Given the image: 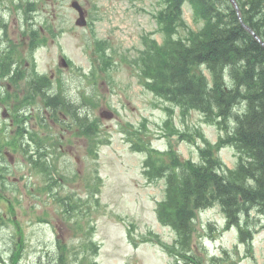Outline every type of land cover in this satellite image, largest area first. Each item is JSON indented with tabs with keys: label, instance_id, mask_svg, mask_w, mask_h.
I'll use <instances>...</instances> for the list:
<instances>
[{
	"label": "rangeland",
	"instance_id": "374dc122",
	"mask_svg": "<svg viewBox=\"0 0 264 264\" xmlns=\"http://www.w3.org/2000/svg\"><path fill=\"white\" fill-rule=\"evenodd\" d=\"M79 1L86 10L90 23L85 29L75 26L78 15L71 9L70 0H0V21L4 20L10 26L11 34L14 29L12 38L20 41V34L24 31L23 8L30 11L36 9L33 15L40 26L43 18L54 11L58 16L56 25L59 26L57 32L59 31L60 35L55 40L48 38L46 46L37 51L35 69L38 73H46L52 77L57 88L62 80L64 89L71 88L78 93L79 98L82 92L91 95L94 87L90 79L81 78L76 70L79 68L82 72L84 70L88 73L93 69L94 55L90 38L93 36V40L96 38L106 40L117 53L116 63L110 75L113 82L110 83V78L105 76L104 72L98 73L99 92L96 100L98 108L93 110L96 116L99 115V109L100 111L109 109L115 113L111 120L100 119L105 136L111 140L110 145L101 146L97 157L88 151L90 143L85 137L83 139L67 134L61 154L53 155L54 165L66 181L65 188L60 191L61 195L75 193L85 197L88 185L93 182L96 172L103 180L97 195L99 202L94 200L86 203L87 213L83 218L82 213L78 214L84 225L83 234L86 231L90 235L94 227L92 239L101 245L100 254L96 257L90 245L87 246V253L78 248L81 232L62 219L53 198L42 190L43 179L35 175L29 162L10 149L14 154V160L1 159L3 166L10 171V178L5 181L6 186L0 191L4 197L0 199V215L6 214L9 220L15 218V222L7 221L0 224V255L8 261L13 247L17 245L20 229L24 255L19 264L59 263L56 260L58 255L56 242L59 240L72 250L70 264H76L86 255L89 261H97L100 264H172V253L166 252L156 241L149 243L142 241L149 235L153 238L158 235L166 244H173L176 239L175 233L161 226L156 216L157 204L165 195V183L147 182L143 175L145 154L132 150L124 132L130 127L128 123L138 130L143 121H147L146 130L149 132H143L146 141L151 139L154 147L161 150L167 149L171 144L177 147L184 159L198 162L200 156L196 144V129H202L212 142L219 138V131L204 124L197 112H191L185 119H181L177 112L175 125L182 131H191L192 138L180 141L177 136L164 137L163 128L167 115L163 108L167 103L148 92L139 83L134 70L122 63L121 58L124 56L131 58L136 54V49L141 48L143 34L156 33L158 25L153 17L159 10L156 0ZM185 18L192 29L200 27L194 22L193 13L188 7L185 8ZM154 37L161 42L162 37L159 33ZM19 52L23 63L27 64V61H30L31 66L32 60L27 49L21 47ZM62 57L70 59L76 68L61 70L59 75L56 71L63 69L60 65ZM30 66L26 67L27 72L32 71ZM4 82L6 85L7 80ZM19 87L21 93L24 90V83ZM2 94L5 95L4 92ZM31 109L34 110L30 115L32 120L46 119V112L40 100ZM5 120L0 111V125L9 126V121ZM33 122L29 121L30 130L37 128ZM6 133H9V130ZM55 133L56 131L52 132ZM9 136L2 134L1 138L6 140ZM49 143L52 144L51 141ZM198 144L201 145V141L198 140ZM54 148L55 146H50L52 154ZM230 149L222 151L221 158L229 168H234L236 156ZM197 223L198 238L195 242L201 243L210 256L220 257L221 264H264L263 230L257 234L254 247L249 251L246 246L240 244L236 228L225 229L226 223L219 208L202 211ZM210 224L213 227H209ZM129 230L134 240L129 236ZM150 232L152 234H149ZM223 249L229 250L227 256L220 255ZM46 250L49 252L46 253Z\"/></svg>",
	"mask_w": 264,
	"mask_h": 264
},
{
	"label": "trees",
	"instance_id": "16d2710c",
	"mask_svg": "<svg viewBox=\"0 0 264 264\" xmlns=\"http://www.w3.org/2000/svg\"><path fill=\"white\" fill-rule=\"evenodd\" d=\"M161 1L159 24L166 39L162 46L146 43L137 60L142 81L184 113L200 110L208 122L226 130L221 142L236 148L239 162L229 170L210 146L202 151L201 165L183 164L172 153L173 170L180 171L171 177L168 199L159 207L160 221L181 232L189 244L197 211L219 202L229 225L239 226L240 216L246 217L241 237L252 239L251 210L264 216V47L244 29L229 0ZM186 2L195 21L203 24L198 32L184 19ZM237 2L244 22L264 41V0ZM182 30L188 35L184 37ZM164 156L150 152L149 163L156 172L168 169Z\"/></svg>",
	"mask_w": 264,
	"mask_h": 264
},
{
	"label": "water",
	"instance_id": "95a60500",
	"mask_svg": "<svg viewBox=\"0 0 264 264\" xmlns=\"http://www.w3.org/2000/svg\"><path fill=\"white\" fill-rule=\"evenodd\" d=\"M233 3H234V5L236 6V3H235V1L234 0H231ZM236 8H237V6H236ZM252 34H254L253 32H252ZM256 38H257V36H255ZM259 41H260V39H258Z\"/></svg>",
	"mask_w": 264,
	"mask_h": 264
}]
</instances>
